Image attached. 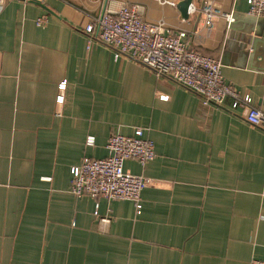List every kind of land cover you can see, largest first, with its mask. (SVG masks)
<instances>
[{"label": "crops", "instance_id": "0c3cea01", "mask_svg": "<svg viewBox=\"0 0 264 264\" xmlns=\"http://www.w3.org/2000/svg\"><path fill=\"white\" fill-rule=\"evenodd\" d=\"M0 5V264H249L264 259V129L227 98L204 102L94 40L85 26L107 8L136 5L147 21L183 31L217 58L225 81L264 110V17L246 0L201 6L160 0H3ZM42 18V24L36 19ZM66 80L64 100L57 84ZM60 112L59 115H56ZM142 127L155 157L124 168L143 174L133 201L75 196L70 168L108 154L112 133ZM88 135L94 143L85 144Z\"/></svg>", "mask_w": 264, "mask_h": 264}, {"label": "built area", "instance_id": "2783aa9c", "mask_svg": "<svg viewBox=\"0 0 264 264\" xmlns=\"http://www.w3.org/2000/svg\"><path fill=\"white\" fill-rule=\"evenodd\" d=\"M3 2L0 0V5ZM160 2L176 4L169 0ZM246 2L248 14L264 17V0ZM201 14L207 31L219 17L227 23L233 21L231 12L222 10L210 0L202 3ZM42 22V18L36 19L37 24ZM84 30L88 34L87 48L92 41H101L113 50L115 60L120 57L136 60L157 76L168 77L197 93L204 102L221 105L230 98L232 107L240 108L249 124L264 129V110L255 105L248 94H239L231 83L225 81L217 58L192 48L185 32L167 30L162 20L150 22L143 19L136 5L123 3L118 8H107L101 16L93 17ZM66 87L64 79L57 84V103L63 102ZM93 143L94 136L88 135L85 144ZM106 148V156H83L78 164L71 166L69 191L78 197L88 195L131 200L139 213L141 191L149 179L141 173L126 170L124 161L134 159L144 165L153 159L156 154L153 141L145 135L142 127H136L131 135L112 133ZM249 264H264V259L252 258Z\"/></svg>", "mask_w": 264, "mask_h": 264}, {"label": "water", "instance_id": "95a60500", "mask_svg": "<svg viewBox=\"0 0 264 264\" xmlns=\"http://www.w3.org/2000/svg\"><path fill=\"white\" fill-rule=\"evenodd\" d=\"M104 3L106 5L107 0H104ZM190 3H191V0H181L178 4V8L183 17L187 16Z\"/></svg>", "mask_w": 264, "mask_h": 264}]
</instances>
